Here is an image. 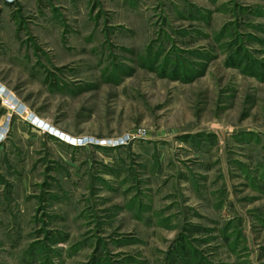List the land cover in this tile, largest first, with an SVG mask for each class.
Returning <instances> with one entry per match:
<instances>
[{
  "label": "rangeland",
  "instance_id": "374dc122",
  "mask_svg": "<svg viewBox=\"0 0 264 264\" xmlns=\"http://www.w3.org/2000/svg\"><path fill=\"white\" fill-rule=\"evenodd\" d=\"M0 264H264V0H0Z\"/></svg>",
  "mask_w": 264,
  "mask_h": 264
},
{
  "label": "trees",
  "instance_id": "16d2710c",
  "mask_svg": "<svg viewBox=\"0 0 264 264\" xmlns=\"http://www.w3.org/2000/svg\"><path fill=\"white\" fill-rule=\"evenodd\" d=\"M90 264H98V263L95 261V259H93Z\"/></svg>",
  "mask_w": 264,
  "mask_h": 264
},
{
  "label": "crops",
  "instance_id": "0c3cea01",
  "mask_svg": "<svg viewBox=\"0 0 264 264\" xmlns=\"http://www.w3.org/2000/svg\"><path fill=\"white\" fill-rule=\"evenodd\" d=\"M1 91V90H0Z\"/></svg>",
  "mask_w": 264,
  "mask_h": 264
}]
</instances>
